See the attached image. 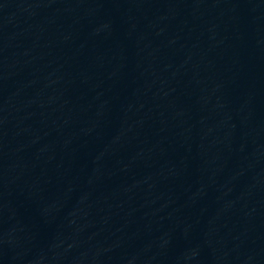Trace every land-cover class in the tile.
<instances>
[{
    "label": "water",
    "instance_id": "water-1",
    "mask_svg": "<svg viewBox=\"0 0 264 264\" xmlns=\"http://www.w3.org/2000/svg\"><path fill=\"white\" fill-rule=\"evenodd\" d=\"M0 264H264V0H0Z\"/></svg>",
    "mask_w": 264,
    "mask_h": 264
}]
</instances>
